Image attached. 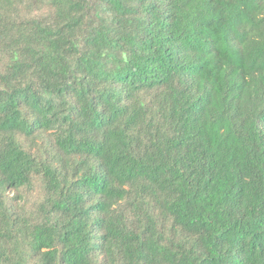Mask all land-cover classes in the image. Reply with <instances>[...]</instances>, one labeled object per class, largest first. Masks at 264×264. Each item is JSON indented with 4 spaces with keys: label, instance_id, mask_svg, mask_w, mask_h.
<instances>
[{
    "label": "trees",
    "instance_id": "16d2710c",
    "mask_svg": "<svg viewBox=\"0 0 264 264\" xmlns=\"http://www.w3.org/2000/svg\"><path fill=\"white\" fill-rule=\"evenodd\" d=\"M0 264H264V0H0Z\"/></svg>",
    "mask_w": 264,
    "mask_h": 264
}]
</instances>
